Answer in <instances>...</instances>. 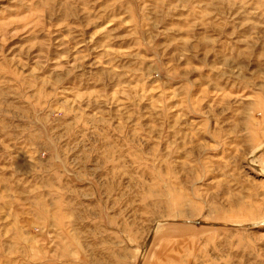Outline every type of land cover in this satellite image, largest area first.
I'll list each match as a JSON object with an SVG mask.
<instances>
[{
  "label": "rangeland",
  "instance_id": "rangeland-1",
  "mask_svg": "<svg viewBox=\"0 0 264 264\" xmlns=\"http://www.w3.org/2000/svg\"><path fill=\"white\" fill-rule=\"evenodd\" d=\"M0 264H264V0H0Z\"/></svg>",
  "mask_w": 264,
  "mask_h": 264
}]
</instances>
